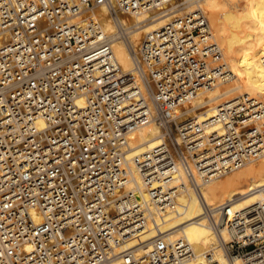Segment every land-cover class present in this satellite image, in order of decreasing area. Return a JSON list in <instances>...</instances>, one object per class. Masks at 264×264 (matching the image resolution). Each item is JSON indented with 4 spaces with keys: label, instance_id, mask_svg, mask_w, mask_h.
<instances>
[{
    "label": "built area",
    "instance_id": "obj_1",
    "mask_svg": "<svg viewBox=\"0 0 264 264\" xmlns=\"http://www.w3.org/2000/svg\"><path fill=\"white\" fill-rule=\"evenodd\" d=\"M196 2L0 0V264H182L193 255L182 235L119 247L188 189L229 264H264V200L236 211L200 194L264 157V104L241 96L204 122L175 116L228 76ZM99 8L118 35L120 15L175 13L128 47L142 88L121 82ZM149 121L163 141L127 159L129 129Z\"/></svg>",
    "mask_w": 264,
    "mask_h": 264
},
{
    "label": "bare ground",
    "instance_id": "obj_2",
    "mask_svg": "<svg viewBox=\"0 0 264 264\" xmlns=\"http://www.w3.org/2000/svg\"><path fill=\"white\" fill-rule=\"evenodd\" d=\"M235 3V0H197L196 2L195 7L209 16L207 21L210 35L220 49L227 66L228 76L225 81L215 83L210 89L199 90L193 99L180 106L175 112V116L180 120L191 117L198 122H204L214 115L219 106L241 96H247L250 99H256L255 97L258 96L264 99V75L259 77L256 75L258 70L239 64L233 66L234 73L227 65L225 56L218 45L219 43L223 47L226 54H236L233 46L235 26L242 24L243 21L241 18L236 20ZM251 7L256 14L250 28L260 25V29L264 30V0H255V5ZM184 9L189 11L194 9V6H187ZM163 12L160 9H153L137 15L118 16L117 21L126 29L118 35L115 20L109 16L108 12L104 8L96 11L102 30L112 37V50L123 74L121 82L135 79L142 88L143 83L137 79L128 47L137 48L146 34L164 25L170 19V15L175 14ZM225 84L229 87L219 89ZM234 93L239 95L236 98L231 97ZM162 136V130L153 121L132 126L127 133V159L149 152L163 141ZM234 170L200 186V194L209 205L230 202L234 210L240 211L264 200V157L250 160ZM231 172L233 174L228 175ZM137 182L139 185L138 179ZM143 196L147 199L145 194ZM201 214L202 208L197 196L188 189L187 193L178 200L174 209L155 213L147 226L126 240L119 250L133 248L158 235L171 237L182 235L193 248L192 257L182 264H207L205 259L207 251H211L214 262L229 264L221 252L215 248L214 236L207 224L199 217ZM234 264H242V261L237 259Z\"/></svg>",
    "mask_w": 264,
    "mask_h": 264
},
{
    "label": "rangeland",
    "instance_id": "obj_3",
    "mask_svg": "<svg viewBox=\"0 0 264 264\" xmlns=\"http://www.w3.org/2000/svg\"><path fill=\"white\" fill-rule=\"evenodd\" d=\"M235 2L236 3L238 2L237 4L235 3V7H236L235 11L237 12L236 20L241 18L243 21L242 24L236 25L235 26L236 31L234 30L236 34H235L233 46L236 54L235 55L226 54L225 50L218 43L217 39L214 38V40L220 46L225 56L226 63L233 72H234L233 66L239 64L241 66L254 68L256 69V71L258 70L256 75L262 77V75H264V30L260 29L261 28L259 27L260 25H258V27L256 28H252V29L250 28L253 25L252 21L255 19V14H256V11H252V7H251V5H255V0H235ZM205 15L209 21L208 14L206 13ZM228 87L229 86L225 84L221 86L219 89H225ZM238 95H239L238 93H234L231 97L236 98ZM255 98L264 103L263 98L258 96H256ZM230 174H233V172L229 173L228 175Z\"/></svg>",
    "mask_w": 264,
    "mask_h": 264
}]
</instances>
